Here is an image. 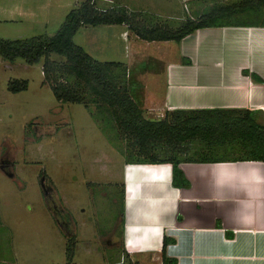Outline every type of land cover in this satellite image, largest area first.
<instances>
[{"label": "crops", "instance_id": "0c3cea01", "mask_svg": "<svg viewBox=\"0 0 264 264\" xmlns=\"http://www.w3.org/2000/svg\"><path fill=\"white\" fill-rule=\"evenodd\" d=\"M83 1L0 0V17L55 26ZM113 1L127 11H139L151 23L173 27L182 17H195L213 7L203 0ZM94 4L109 6L108 0H94ZM258 7L233 16L264 12V3ZM173 18L178 21L172 23ZM224 21L222 26L199 28L179 42L145 41L129 33L124 24L98 26L121 27L119 36L126 43L122 58L126 61L135 55V65H140L136 69L146 83L145 99L157 113L246 109L264 126V21H234L231 16ZM148 48L153 53H145ZM150 58L159 64L156 71L142 67ZM237 156L212 162L180 161L177 169L188 181L186 187L173 182L169 162L124 160L119 181L111 183L118 192L120 230L115 242L112 237L103 241L105 247L117 248L119 260L114 264L124 260L161 264L163 246L164 254L176 264H264V161ZM1 230L0 226L3 240ZM1 254L0 264H9L10 256Z\"/></svg>", "mask_w": 264, "mask_h": 264}, {"label": "rangeland", "instance_id": "374dc122", "mask_svg": "<svg viewBox=\"0 0 264 264\" xmlns=\"http://www.w3.org/2000/svg\"><path fill=\"white\" fill-rule=\"evenodd\" d=\"M239 1L203 0L213 7ZM108 2L109 7H120L113 0ZM251 13L232 16V20L264 21L263 9ZM138 18L146 21L144 16ZM63 20L41 27L0 17V37L50 36ZM120 29L118 25L109 29L82 25L73 42L97 60L124 63L130 95L143 116L161 119L175 110L157 113L145 99L146 83L136 69L140 65H135V55L126 61L122 58L126 43L119 36ZM50 58L64 61L54 53ZM150 59L142 67L156 71L159 64ZM10 80L26 81V89L10 91ZM103 114L92 104L85 107L56 100L44 79L42 62L27 64L20 58L9 62L0 56V226L5 233L0 251L1 256H10L9 264H114L119 260L115 245L107 248L103 241L112 237L115 242L120 230L118 192L111 183L119 181L126 141L112 127L114 121ZM191 145L200 146L197 141ZM218 149L221 156L240 154L235 144ZM70 244L73 255L69 260Z\"/></svg>", "mask_w": 264, "mask_h": 264}, {"label": "trees", "instance_id": "16d2710c", "mask_svg": "<svg viewBox=\"0 0 264 264\" xmlns=\"http://www.w3.org/2000/svg\"><path fill=\"white\" fill-rule=\"evenodd\" d=\"M264 0H242L230 5L212 7L195 17H187L176 27L151 23L140 13L108 6L99 8L94 0H84L64 17L53 35H34L29 38L0 37V56L13 62L20 58L27 64L42 62L44 79L56 100L65 103L90 104L106 118L114 121L122 138L125 161L130 163L169 162L173 167V182L182 187L189 183L177 169L180 161L212 162L229 156L218 154L219 145L235 144L240 148L237 158L264 161V126L258 124L246 109H198L166 112L161 119L143 116L129 92L126 66L117 61H100L73 42L82 25L124 24L145 41L179 42L199 28L222 26L223 20L242 10L255 9ZM63 57L58 63L51 54ZM243 74L248 75L247 71ZM255 81L259 79L249 74ZM24 80H10L8 89H26ZM197 141L199 148L191 144ZM166 240L164 241V244ZM73 244L67 249L73 255ZM161 264H176L174 258L162 254Z\"/></svg>", "mask_w": 264, "mask_h": 264}]
</instances>
